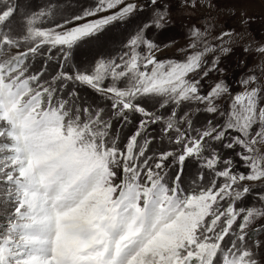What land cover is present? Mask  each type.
Wrapping results in <instances>:
<instances>
[{"label": "snow or ice", "instance_id": "6c2138e0", "mask_svg": "<svg viewBox=\"0 0 264 264\" xmlns=\"http://www.w3.org/2000/svg\"><path fill=\"white\" fill-rule=\"evenodd\" d=\"M74 2L0 0V264H264V67L197 0ZM246 2L202 6L264 32Z\"/></svg>", "mask_w": 264, "mask_h": 264}, {"label": "rangeland", "instance_id": "374dc122", "mask_svg": "<svg viewBox=\"0 0 264 264\" xmlns=\"http://www.w3.org/2000/svg\"><path fill=\"white\" fill-rule=\"evenodd\" d=\"M22 3H25L26 0H21ZM39 2V0H37ZM75 7L74 0H67ZM206 3V0H197V7L192 8H180L177 6V16L185 17L184 24L191 25L196 24L201 28V31L205 29L208 30V39L210 42L215 43V37L222 31L227 28L235 29V35L231 38L233 40L232 47L234 48V55L227 59V63L234 69H236L237 78L239 77L241 71H256L259 72L262 67H264V57H261L259 54L252 52L251 54H244L242 49L245 46L251 45L253 48L256 47L257 43H264V32L260 30V26L253 25L254 31L246 32L241 28L239 20V12L235 19H228L227 16H221L219 21H217V12L215 10H210L202 5ZM238 9H246L249 15H264V5H262L259 0H249V2L238 4ZM191 17V19H187ZM144 19L147 18V13L143 16ZM127 31L123 27H113V29L108 33V49L112 52L113 55L116 54V51L122 47V42L127 39ZM187 28L181 27L179 23L177 26L167 34L165 43H170V47L166 48L162 53H160L161 58H180L181 48L187 47L190 42L186 35ZM225 39H229L226 37ZM240 61L246 62V69H237L236 65ZM229 76H232V73H229ZM216 77L212 76L208 83L211 84ZM231 82V81H230Z\"/></svg>", "mask_w": 264, "mask_h": 264}]
</instances>
